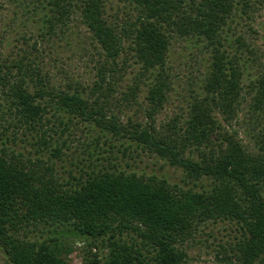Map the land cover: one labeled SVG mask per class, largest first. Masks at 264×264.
<instances>
[{
	"label": "trees",
	"instance_id": "16d2710c",
	"mask_svg": "<svg viewBox=\"0 0 264 264\" xmlns=\"http://www.w3.org/2000/svg\"><path fill=\"white\" fill-rule=\"evenodd\" d=\"M113 1L122 7L109 13ZM6 3L24 45L15 57L0 42V252L7 262L73 264L69 255L81 243L80 264H188L187 242L206 225L227 222L237 234L229 253L220 245L216 264H264V63L244 34L264 0ZM77 16L98 56L86 86L57 83L41 51ZM180 38L208 54L202 79L190 88L185 115L157 123L174 82L170 46ZM141 86L145 116L125 118L122 106L137 102ZM241 114L253 120L249 146L233 127ZM79 123L95 128L97 148L87 151L89 170L64 178L58 163ZM111 139L124 156L132 142L180 169L183 184L117 166L104 155L115 148Z\"/></svg>",
	"mask_w": 264,
	"mask_h": 264
},
{
	"label": "rangeland",
	"instance_id": "374dc122",
	"mask_svg": "<svg viewBox=\"0 0 264 264\" xmlns=\"http://www.w3.org/2000/svg\"><path fill=\"white\" fill-rule=\"evenodd\" d=\"M110 5L111 7H109ZM121 7L122 3L117 1H113L107 5L109 13H113ZM13 11V5H8L6 0H0L1 49L5 54L10 53L17 57L16 53L19 51V47H23L24 45H22L20 39L22 33L21 24L19 27L20 20L14 17ZM119 13L121 15L120 10ZM70 26V31L67 34L59 35L48 43H42L43 63L54 74L57 83H63L68 79H75L86 86L91 82L90 77L93 75V64L98 57L97 49L91 40L90 34L80 23L78 16L74 18ZM251 27L253 31H245L244 34L248 41L259 50L261 60L264 63V7L255 12ZM242 29H246V27ZM207 56V53L199 54L198 49L194 48L191 42L185 41L182 38L175 39L172 42L167 66L174 82L164 108L157 114V123L177 115L178 117L185 115L187 102L191 99L189 96L190 88H197V81L202 79V63L205 62ZM137 70L138 65H134L132 74H128L127 76L128 83H131ZM145 94V88L141 86L137 102H132L125 107L122 106L121 112L125 118L131 117L134 120L143 119L145 116L144 109L147 107ZM241 115L242 118L236 124L234 123L233 127L243 142L249 146L254 143V139L251 138L250 134L253 120H251L250 124L249 115ZM86 124H75L70 130L68 140L70 149L66 151L63 161L58 163L59 173L64 178H68L69 171L79 176L81 168L89 170L88 166H86V163H88L87 159H89L87 151L96 150L97 148L93 141V135L96 133V130L92 125L89 124L88 126ZM111 141L115 144V148L112 149V153L104 155H110L111 160L117 166L127 170L132 169L139 173L165 176L172 183L183 184L180 169L168 165L163 160L149 153L147 150L137 147L132 142H130L132 144L130 151L124 156L121 151L116 150L120 145L119 141L113 139ZM87 144H89L88 147ZM235 234L237 232L234 230V226L227 222L206 225L199 230L193 240L187 242L188 264H216L217 259L224 253L220 245H224L226 253H229V243L233 240ZM81 247V243L73 245V251L69 255L73 264H80L81 262ZM219 251L221 252L219 253ZM0 264H9L1 252Z\"/></svg>",
	"mask_w": 264,
	"mask_h": 264
}]
</instances>
